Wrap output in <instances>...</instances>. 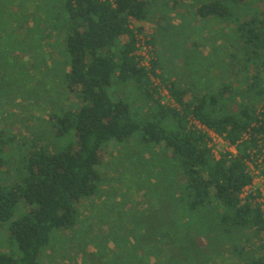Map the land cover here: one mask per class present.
Here are the masks:
<instances>
[{
    "label": "trees",
    "instance_id": "trees-1",
    "mask_svg": "<svg viewBox=\"0 0 264 264\" xmlns=\"http://www.w3.org/2000/svg\"><path fill=\"white\" fill-rule=\"evenodd\" d=\"M168 1L116 0L112 6L104 0H26L18 5L0 0L5 3L0 11L2 38L9 47L0 59L8 61L13 47L22 53L36 52L33 42L41 51L43 42L51 38L43 28L48 24L60 35V42L50 44L60 50L64 84L77 92L79 105L73 111L60 105L57 114L49 117L55 123L54 139L44 134L18 147L12 145L13 137L0 139V172L15 165L16 150L28 147L14 167L19 180L0 184V222L8 224L7 240L16 247L0 253V264H42L41 254L59 232L73 236L79 205L105 197L101 188L106 149L133 138L142 149L137 156L126 152L124 165L141 167L135 186L151 204L138 215L141 219L136 217L145 230L142 236L126 230L125 222H117L120 214L116 219L105 213L110 225L106 236L113 245L132 239L127 253L113 255L107 264H210L211 257L202 256L195 247L196 233L216 236L242 264H264V215L253 197L240 198L251 182L246 166L249 151H259L260 138L264 144V0H173L170 8ZM257 4L263 9L255 8ZM178 5L188 6L191 18L215 19L216 24L230 27L222 44L210 39L198 42L192 36L191 47L199 55L195 59L203 57L204 49L215 59L209 65L208 56L195 60L204 69L196 73L198 77L187 83L176 74L172 73L175 81L160 74L180 110L154 99L146 72L134 56V31L145 34L148 23L156 35L158 29H165L163 23H169L165 16ZM156 40L152 34L150 44ZM156 61L153 73L160 67ZM211 72L219 75L215 89L208 86ZM228 76L230 81L241 80L245 90L238 93L226 85ZM131 91L142 100L136 107L126 96ZM190 116L223 136L236 147L237 155L229 159L228 154H220L216 159L207 148L206 136L188 129ZM249 132L251 138L242 141ZM8 146L10 153L3 158ZM145 153L152 158L146 161ZM129 182L128 188L134 181ZM121 201L106 199L111 214L119 211ZM146 216L152 220L142 219Z\"/></svg>",
    "mask_w": 264,
    "mask_h": 264
},
{
    "label": "rangeland",
    "instance_id": "rangeland-1",
    "mask_svg": "<svg viewBox=\"0 0 264 264\" xmlns=\"http://www.w3.org/2000/svg\"><path fill=\"white\" fill-rule=\"evenodd\" d=\"M8 1L18 5V3L26 0ZM172 1H168L169 8ZM4 6L5 3L0 4V11L4 10ZM192 6V10H195V4L192 3ZM255 8L262 10L263 6L257 4ZM188 9V6H176L174 8L175 14L173 12L165 16L166 21L169 22L167 24L163 23L165 29H158L159 31L156 35L152 31L153 27L148 23L145 24L148 29L146 33L151 32L157 39L156 41H158L152 45L156 53V62L160 66H158L159 68L156 71L160 74L164 72L166 76H170V79H176V77L172 78V73L176 74L187 81V83L192 80L191 77L194 75V79L198 77L196 75L197 72H204V69L199 67L198 63L197 65L195 63V60H200L201 58L195 59L199 55L191 47L193 43L192 36L198 42L206 40L208 37L210 43L218 40L222 44L224 40L227 41L224 32H228L230 28L216 24L217 20L215 19L201 21L197 20V18H191L192 13L189 11L191 9ZM26 14L30 15V11H27ZM181 16L183 18L180 21ZM41 17L43 18L44 16L40 15ZM3 22L4 20H0V57L4 55L3 52L6 54L9 52V47H5L7 41L2 38L4 35ZM182 23L184 26L180 28L174 27L176 25L178 27ZM169 26L172 29H169ZM43 28L45 34H50L51 38L43 42L41 51L37 49V44L33 42V49H36V52L30 54L22 53L20 51L21 48L13 47L12 55L7 56L9 57L8 61L0 59V139H8L9 136L13 137L12 145L15 147L20 146L24 140L28 145L31 139H36L44 134L54 139L55 130L52 128H54L53 125L55 123L49 120V117L51 118L54 114H57L60 105L61 107H68L71 111L79 106L77 92L73 93L64 84V59L59 55V48L53 47L54 44L60 42V35L52 31L50 29L51 26L48 24H44ZM221 29L224 30L223 33H221ZM219 34L224 37L219 38ZM126 41V37L121 39L122 44ZM191 49L193 52L189 51ZM207 52L208 50L204 49L203 53ZM191 53L194 57L190 58L188 56ZM180 55L184 57H180ZM213 56L216 58V52ZM209 60L214 61L215 59L212 56H208V65ZM230 67H228V71ZM66 69L65 67V72L68 70ZM260 69L261 71L263 70V68ZM207 70L205 69V72ZM208 75H211V73ZM215 78H219V75H216ZM215 78L212 79L210 77L213 84L211 81L208 82V86H211V88L214 86V89L216 88ZM224 83L238 93L245 90V85L241 80L230 81L228 76ZM219 84L221 83L217 85ZM126 96L135 107L142 102L140 94L134 91L126 93ZM139 143L137 138H133L124 142L121 147H109L106 149L104 153L103 185L101 188V192L105 194V197H94L87 203L83 202L79 205L80 220L75 228V233L70 236L71 232H65V234L64 232H59L50 247L41 254L42 264H107L113 255L117 256L122 253L125 255L127 253L126 247L132 246V239L128 238L119 241L118 247L113 245L108 236H106L110 225L104 220L105 213H108V217L113 216L116 219L120 214L119 216L121 217H118L119 220L117 219V222H125L126 230L133 231L136 236H142L145 233L141 220L136 218L140 213L147 212L151 204L150 201L148 202L147 195L135 186L137 184L135 182L138 179L137 170L141 169V167L138 165L135 168H131L129 165H124L126 161H123L127 158L125 154L128 151L134 156L138 155V152L142 149ZM27 145L16 150L15 154L12 152L15 165L12 164L11 167L0 172V184L11 185L19 180L14 167L18 165L21 155L27 153ZM9 147L3 148V158L7 156L5 155L6 153H10ZM216 150L221 152L222 147L219 145ZM141 155L144 154L141 153ZM143 158L147 161L152 156L150 153H145ZM129 180L134 181L130 188L126 187V184L130 183ZM106 199L114 202H120L122 199L120 205H118L119 211L117 210L118 212H112L111 214L107 207ZM159 217L162 218L161 212ZM149 218L143 217L142 219L148 221ZM115 233L117 232L115 231ZM7 237L8 224L0 222V253L11 252L10 247L16 250L15 245L10 244ZM117 237L115 236V240H118ZM193 241L196 249L198 248L197 251L202 253V256L211 257L210 261H208L210 264H242L230 253L231 250L214 235L206 236V234L196 233L193 235ZM184 244L181 245V248H183ZM200 258L199 255L198 260Z\"/></svg>",
    "mask_w": 264,
    "mask_h": 264
},
{
    "label": "built area",
    "instance_id": "built-area-1",
    "mask_svg": "<svg viewBox=\"0 0 264 264\" xmlns=\"http://www.w3.org/2000/svg\"><path fill=\"white\" fill-rule=\"evenodd\" d=\"M109 2L112 6L116 0H104ZM132 28V27H131ZM152 33L148 32L140 34L134 31L135 52L134 56L139 68L144 69L146 72L147 81L149 82L150 92L154 94V99L159 102L163 107H170L180 110L168 88L161 82L158 71L152 72V64L156 61V53L153 46L150 44ZM262 112V108H258V113ZM188 129L196 131L206 136L207 148L211 151L212 155L218 159L220 154H228L229 159L237 155L236 147L229 144L223 136L218 135L212 129L208 128L193 117L187 118ZM251 133L243 135L242 141L250 139ZM260 138V137H259ZM259 151L252 149L249 151V160L246 162L248 174L251 178L250 184L245 186L241 192L240 198L253 197V203L260 206L261 212L264 215V144L260 138ZM222 147V151L216 150L218 146Z\"/></svg>",
    "mask_w": 264,
    "mask_h": 264
},
{
    "label": "crops",
    "instance_id": "crops-1",
    "mask_svg": "<svg viewBox=\"0 0 264 264\" xmlns=\"http://www.w3.org/2000/svg\"><path fill=\"white\" fill-rule=\"evenodd\" d=\"M216 29V28H215ZM152 31H153V28H152ZM207 39H208V37H207ZM203 41H205V40H203ZM199 49V48H198ZM199 51H200V49H199ZM203 54V57H200V58H197V59H200V60H205L204 59V57H206V56H208V54L207 53H202ZM202 73V72H201ZM212 73V72H211ZM210 77H212V79H214L215 78V76H216V74L215 73H212L211 75H209ZM173 78V77H172ZM171 81H175V79L173 78V79H170Z\"/></svg>",
    "mask_w": 264,
    "mask_h": 264
}]
</instances>
